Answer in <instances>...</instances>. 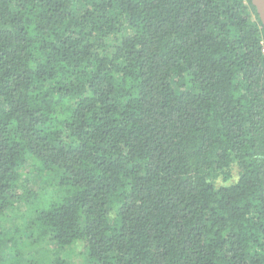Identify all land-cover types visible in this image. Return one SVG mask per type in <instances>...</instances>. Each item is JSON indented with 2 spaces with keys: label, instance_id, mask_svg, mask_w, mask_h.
Returning a JSON list of instances; mask_svg holds the SVG:
<instances>
[{
  "label": "trees",
  "instance_id": "trees-1",
  "mask_svg": "<svg viewBox=\"0 0 264 264\" xmlns=\"http://www.w3.org/2000/svg\"><path fill=\"white\" fill-rule=\"evenodd\" d=\"M263 46L250 0H0V264H264Z\"/></svg>",
  "mask_w": 264,
  "mask_h": 264
},
{
  "label": "rangeland",
  "instance_id": "rangeland-1",
  "mask_svg": "<svg viewBox=\"0 0 264 264\" xmlns=\"http://www.w3.org/2000/svg\"><path fill=\"white\" fill-rule=\"evenodd\" d=\"M236 172V171H234ZM217 185L222 184V180L218 179L216 181ZM82 248L78 247V245H76L75 247L72 248V250L67 252V256L65 257L67 260L66 264H81L82 262Z\"/></svg>",
  "mask_w": 264,
  "mask_h": 264
},
{
  "label": "water",
  "instance_id": "water-1",
  "mask_svg": "<svg viewBox=\"0 0 264 264\" xmlns=\"http://www.w3.org/2000/svg\"><path fill=\"white\" fill-rule=\"evenodd\" d=\"M255 7L259 21L264 29V0H250Z\"/></svg>",
  "mask_w": 264,
  "mask_h": 264
},
{
  "label": "built area",
  "instance_id": "built-area-1",
  "mask_svg": "<svg viewBox=\"0 0 264 264\" xmlns=\"http://www.w3.org/2000/svg\"><path fill=\"white\" fill-rule=\"evenodd\" d=\"M262 54H264V46L262 47Z\"/></svg>",
  "mask_w": 264,
  "mask_h": 264
}]
</instances>
